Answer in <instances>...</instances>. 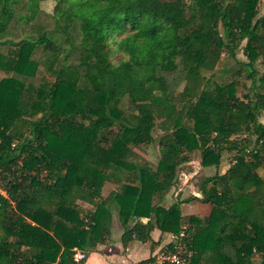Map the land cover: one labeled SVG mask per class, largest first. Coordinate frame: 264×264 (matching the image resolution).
<instances>
[{
  "label": "trees",
  "instance_id": "1",
  "mask_svg": "<svg viewBox=\"0 0 264 264\" xmlns=\"http://www.w3.org/2000/svg\"><path fill=\"white\" fill-rule=\"evenodd\" d=\"M21 1L0 0V37L15 23L28 29L0 51V264H83L73 248L105 243L113 211L124 243L145 242L157 227L184 232L189 264H264L260 0H54L53 27L38 35L31 29L43 0L24 1L17 16ZM39 47L49 54L48 74L35 84ZM239 48L245 60L236 59ZM111 52L122 57L113 61ZM222 53L234 59L225 69L232 78L209 88ZM176 71L179 90L165 77ZM241 75L249 84L239 96ZM155 127L162 134L152 169L137 158ZM197 149L202 166L215 170L198 183L201 196L163 205ZM223 152L235 153L219 172ZM132 172L136 184L127 181ZM119 173L125 181L102 198L104 182ZM190 200L208 213L183 214Z\"/></svg>",
  "mask_w": 264,
  "mask_h": 264
},
{
  "label": "rangeland",
  "instance_id": "2",
  "mask_svg": "<svg viewBox=\"0 0 264 264\" xmlns=\"http://www.w3.org/2000/svg\"><path fill=\"white\" fill-rule=\"evenodd\" d=\"M26 0H22L20 3L16 4L17 8V16L25 14V7L23 6V3ZM55 5L54 0H43L40 2L39 6V11L33 20L34 23V29L32 30V33L34 35H38L42 29H51L53 27V19H52V13H53V8ZM264 12V0H260L258 3V15L262 14ZM25 31H28L27 26L23 24H18L15 23L9 30L2 36L0 37V51L2 53H5L9 46L11 44H16L18 41H20L26 34ZM72 33L74 35V43L76 44L79 41L80 35H79V27L77 24H75L72 27ZM110 47H114V44L112 41H110ZM243 44V43H242ZM111 58L113 61H117L120 57H122L121 53H115L111 52ZM36 59L39 60V69L37 72V75L35 78L32 79V82L37 84L41 77L45 76L48 74V70L46 68L47 66V59L49 54L41 49V47L36 48L34 55ZM236 59L238 60H245V56L242 53V50L239 48L236 53ZM234 59L227 57L225 53H222L220 56V59L218 63L216 64L215 68L213 71H211V75L209 76V82L207 83L209 88H213L216 84H221L223 82L229 81L232 77L230 76V71H225L226 68L230 66H234ZM4 75V73H0V77ZM180 72H172V73H165V77L167 81L172 85L175 86L176 89H180L182 86V83H180ZM249 81L241 75L239 77V84L237 88V95L241 96L243 93L247 92V87H248ZM124 92L121 91L119 92V95H123ZM217 98V97H216ZM121 108L124 110V112H127L129 109V102L128 98L126 95H123V98L121 100ZM213 115V113H212ZM259 120L264 122V112H262L259 115ZM153 137H154V142L148 146H145L146 149L142 150L141 153H139V156L137 158V162L141 164H147L149 167L152 169L155 168V165L157 163L158 159V138L162 134V131L159 130V128L155 127L153 129ZM235 152H223L221 161L216 168L219 172H223L226 170L228 165L232 161V155ZM215 170H206V167H203L201 164V157H200V151L194 150L193 152L190 153V160L189 162L183 164L182 166L179 167V177H178V182L175 185V187H172L170 191L168 192L167 196L165 199H163L162 204L163 205H169L173 201H179L184 198H189L191 196H198L200 195L198 191V183L200 182L201 178L213 173ZM260 173L264 175V167L260 169ZM125 176L126 174L124 173H119L117 176L118 181H105L102 189H101V195L102 198H105L107 200H110L114 192L119 189V185L121 181H125ZM129 176V181L130 183L136 184L137 178L135 177V173H131ZM127 176V177H128ZM110 183L112 185H110ZM181 193V194H178ZM201 196V195H200ZM198 196V197H200ZM182 201V200H181ZM78 203L83 207L85 210H90L93 209V205L89 204L88 202H84L81 200H78ZM181 207V212L182 213H192L196 214L199 216L206 215L209 211V205H202L201 202L197 200H190L188 202H181L180 204ZM115 221V227L112 225L113 222ZM111 228L113 227L114 232H118L113 235V237L116 240H113L115 243L117 241L116 236L123 231V227L121 226L120 220L118 218L117 211H113V220H112ZM117 228V229H115ZM122 228V230H121ZM120 236V234L118 235ZM167 236V235H166ZM169 237V236H168ZM121 238V236H120ZM108 239V238H107ZM166 239H170L167 238ZM122 240V238H121ZM159 249V248H158ZM157 249V250H158ZM84 250V249H82ZM156 250V251H157ZM87 251V250H84ZM145 252L142 251L139 253L138 257L142 258L145 256ZM104 255L107 256L108 260L114 261L113 255L111 254L110 251L104 250L103 252L98 251L96 249L92 251H87V258L92 259L94 262L93 264H107V259L105 261ZM86 260V259H85Z\"/></svg>",
  "mask_w": 264,
  "mask_h": 264
},
{
  "label": "crops",
  "instance_id": "3",
  "mask_svg": "<svg viewBox=\"0 0 264 264\" xmlns=\"http://www.w3.org/2000/svg\"><path fill=\"white\" fill-rule=\"evenodd\" d=\"M134 173V172H132ZM136 177V176H135ZM127 180H129V176L127 177ZM110 185H112L110 183ZM200 196V195H198ZM197 196V197H198ZM198 201V200H197ZM202 204V203H201ZM205 205V204H202ZM183 214H189V213H183ZM135 219H132L130 221V224L134 222ZM140 220L142 222H146L148 220L147 217H141ZM115 227V221L112 224ZM117 229V228H115ZM122 230V228H121ZM118 232L113 231V227L111 228L110 234L106 237L105 243L97 244L94 249L103 252L104 250H108L113 255L114 261L108 260L107 256L104 255V259L107 262V264H129L133 261H137L140 259H144L148 256H150L153 252H155L158 248L162 247L164 244L169 242L168 236L171 235V233H161L160 230L157 227H154L152 231L150 232V239L142 242L136 239L130 240L127 243H124L120 236H116L117 241L114 243L113 240H116L113 235ZM167 235V236H166ZM108 238V239H107ZM144 251L146 254L144 257L139 258L138 255ZM88 257V256H87ZM94 262L90 258H86L83 264H93Z\"/></svg>",
  "mask_w": 264,
  "mask_h": 264
},
{
  "label": "built area",
  "instance_id": "4",
  "mask_svg": "<svg viewBox=\"0 0 264 264\" xmlns=\"http://www.w3.org/2000/svg\"><path fill=\"white\" fill-rule=\"evenodd\" d=\"M184 235L181 231L178 235L171 234L169 242H172V247L169 248L168 243L164 244L157 251L153 252L150 256L133 261L129 264H189L190 253H186L184 243H179V239ZM87 258V251L73 248L72 259L75 262H80Z\"/></svg>",
  "mask_w": 264,
  "mask_h": 264
}]
</instances>
